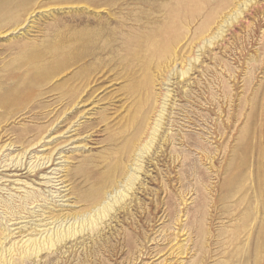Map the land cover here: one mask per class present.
I'll return each mask as SVG.
<instances>
[{
    "label": "rangeland",
    "instance_id": "1",
    "mask_svg": "<svg viewBox=\"0 0 264 264\" xmlns=\"http://www.w3.org/2000/svg\"><path fill=\"white\" fill-rule=\"evenodd\" d=\"M241 1L20 0L22 13H35L23 29L0 35V92L4 87L15 95L13 102H4L7 110L0 109V117L33 110L39 119L53 111L40 122L54 124L44 147L29 156H21L20 146L6 151L0 165L20 160L36 165L53 149L60 151L54 163L68 160L63 165L72 190L70 199L57 198L56 183H48L53 175L47 173L60 166L38 177L12 165L1 168L0 229L11 235L3 257L10 260L9 248L22 251L26 240L38 239L35 228H53L36 226L49 223L36 221L47 213L31 219L28 212L88 211L96 205L90 196L102 186L106 203L114 205L120 190L131 208L113 229L104 230L92 254L79 252L67 264H264V0H248L244 8ZM225 20L231 24L217 32ZM215 33L217 43L207 44L204 38ZM169 36L173 50L151 51L153 42L162 44ZM198 45L207 47L201 51ZM192 66L195 70L183 77L182 69ZM147 75L155 79L157 107L165 106L171 117L165 127L174 120L184 125L173 128L176 136L157 170L142 175L139 157L121 152L123 131L133 129V116L148 110ZM79 86L85 89L80 103L66 110L67 99L57 106L58 95L77 91L79 98ZM165 93L172 95L165 99ZM158 110L150 116L151 126ZM20 119L18 127L33 125ZM78 121L89 133L67 134L70 123ZM125 175L139 176L141 188L126 192L120 183ZM85 197L88 202H79ZM108 218L100 220L99 230ZM16 219L26 221L13 228L21 222ZM32 259L23 264H37ZM11 260L21 264L18 250Z\"/></svg>",
    "mask_w": 264,
    "mask_h": 264
},
{
    "label": "bare ground",
    "instance_id": "2",
    "mask_svg": "<svg viewBox=\"0 0 264 264\" xmlns=\"http://www.w3.org/2000/svg\"><path fill=\"white\" fill-rule=\"evenodd\" d=\"M246 1H248V0H245L243 2L241 1L242 2V8L247 6ZM249 1H248V3H249ZM19 6H20V0H0V35L1 34H7L8 36H10L12 34H15L16 32H18L17 29L18 30L23 29V26L26 24V22L30 21L31 17L34 16L35 12H33L29 15L28 14L25 15L24 11H23V13L21 11L22 6L21 7H19ZM236 15H238V16L240 15L239 11L236 12ZM231 21H233V17H232ZM28 23H31V22H28ZM224 23L229 24V25L231 24V22L229 23V21H227V20L222 21V23L217 25V29H216L217 32L221 31L222 27H224ZM173 39L174 38L172 36H169L162 44H161V42H153L150 45L151 51L153 53H156L158 51L163 52L165 49L169 50V51L173 50V48L175 47V42L173 41ZM218 39L219 38L216 35V33L211 34V35L209 34L207 37L204 38V40L206 41L207 44L211 43V41H214L215 43H217L216 41ZM191 42H193V40ZM160 44H161V46H160V50H159ZM190 45H191V43H190ZM206 47H207V45H206ZM206 47H203V45H201V46L198 45V48H200L201 51H205L203 49H205ZM27 49H28L27 46H21V50L25 51ZM193 60H194L193 64L196 65V63L198 62L199 59H198V57H195V58H193ZM190 70L191 71L195 70V67L192 66L189 69L183 68L181 75L184 77L185 75L190 73ZM170 74H171V72H170ZM166 79L168 81L170 80L168 77ZM164 82H165V80L162 79V84H164ZM154 83H155L154 77L152 78V76L147 75V79L144 81V91L146 93L145 106L146 105L148 106V110L146 111L144 108V112L141 111L140 116H137V115L133 116V118H132V121L134 124L133 129L130 131H127L128 129H125L123 131L124 133L122 134V139L125 140V146L122 149L121 156H132V155L138 156L139 159H136V160L138 162H141V164L140 165L135 164V165L138 166L137 172L138 173L140 172L142 175L149 173V171L153 172L154 170H150L151 167H154V169L157 170V167L159 166V162H161V157L165 155L166 145L167 144L170 145V143H172L171 141L174 140V138L176 136V134H173V128L179 127V125H181L179 122H177V120H174V121H171L170 127H165L166 125H169L165 121L170 122L171 117H169L168 114H165V112L167 111L165 106L164 107L161 106L159 108L157 107V105H156L157 93H156V90L154 89ZM13 92H14V90H11V89L7 90V88L5 89L4 87H2V93L0 92L1 93L0 94V109L7 110V105L6 104L3 105L4 102H7V101L13 102L14 101L15 95ZM84 93H85V89L83 87L81 88L79 86V98L77 96L78 95L77 91H74L72 94L69 93V94L58 95V98L56 99V100H58L57 106L65 103L67 99H70L71 100L70 105L66 108V110H69V108L71 106H75L76 103L81 102L80 97H81V94H84ZM170 94L171 93H169V94L165 93V95H164L165 99L168 97L170 98L172 95V94L171 95ZM165 99L162 98L163 101H166ZM156 109H159V110L156 111L157 112L155 115L156 118L154 119V123L151 126L149 123L150 118H151L150 116H152V113L154 114ZM50 112L52 113L53 111H50ZM65 112H66L65 110L62 111L56 120H58L61 115H65ZM137 112H138V110H137ZM51 113H47L44 116L39 117V119L34 118L35 113H33V110H26V111L18 110V111H14L13 113H10V114L4 113L0 117V155L2 156V155H4V152L9 151V150H14L15 148L21 149V148H18L20 146V147H22V150H21L22 155L21 156H26V154H28V156H29V154H31L34 150H36L37 147H44L45 146V139H46L45 135L49 131L48 128L52 127L54 122L49 125L47 123L40 122V120L41 119L44 120ZM19 119L20 120H29L30 123L31 122L33 123V125H22L21 127H18V126H16L15 122ZM78 123H79V121L76 123L71 122L70 124H73V126L70 127V125H69L68 126L69 128H66L67 134L74 132V131H76V133L77 132L79 133V131H83L84 133H89L90 130H87L86 128L83 127L84 125H82L80 123L78 124ZM76 125H78L79 127L77 129L73 130V128ZM183 125L184 124H182L181 126H183ZM181 126L179 128H181ZM126 132H129V134H131V135L126 136L127 135ZM89 135L92 136V134H89ZM221 136H223V134H221ZM180 138L183 140L182 142L185 143V137H180ZM84 148H86V147H84ZM59 152L60 151H57L55 153V151L53 149V151L51 153H48V155L47 154L44 155L46 157L43 159V162L41 161V163H37L36 165L34 163V165L32 164L33 166L32 165L29 166V164H27V163L23 164V162L20 160L16 164H14V162H12V163H10V165H4V166L0 165V169L1 168H9L12 165L11 167L12 168L15 167L14 171H16V172H21V171L27 170V174H29V176H37L38 177L40 175V173H43L46 170L51 169L53 166H60V168L57 169V167H56V169L54 168L51 172L47 173V175H49V176L53 175L51 178L49 177L50 181L48 183L54 181L56 183L55 186L57 187L58 191L61 192V193L57 194L58 195L57 198L62 197V198L66 199V197H68L71 194V190H72V187H71L69 181L66 179L68 169H66L65 165H63V163H66L68 160L67 161L62 160L63 157H60L58 159H60L61 161L54 163L55 162V156H57V155L62 156V154H61L62 152L61 153H59ZM18 156H20V154ZM37 159H39V158H37ZM10 161L8 160V162H10ZM129 162H132V160H129ZM114 167H116V166H114ZM12 168H10L9 170H12ZM7 170L8 169L2 170V172L7 171ZM63 172H66V175H61ZM18 176L21 177L22 175H15V177H18ZM47 179L48 178H46V180ZM53 179H55V180H53ZM106 179H110V175L107 176ZM120 179H121L120 183L123 184V186L125 185L124 190H126V192L134 191L135 189H137L136 187L138 185L140 186V184L142 182L141 178L137 175L136 176L135 175H125L123 178H120ZM1 180H2V178H0V181ZM3 180H4V178H3ZM2 184L3 183H0V185H2ZM24 185H25V183H24ZM44 185H46V184H44ZM17 187H18V185H17ZM140 188H141V186H140ZM114 190H116V191L119 190L118 185H115ZM32 193H33V191H32ZM63 193H67V194L62 195ZM54 194H55V192H54ZM104 194L107 195L108 193H105V191L102 189V186H101V188H97L93 192V194L90 196V198H92L93 201L96 200V205H95V207H92V208L90 207L91 209L88 211H85V212H83L81 210H79L77 212H73V210L72 211L67 210L68 212H66V213L64 211L59 210L57 212V211L53 210V207L48 212H45V210H44L43 215H41L42 213L37 215V213H39V212H31V213L28 212L27 214H30L29 217H31V219H32V217L45 216L44 214L47 213L48 216H46L42 220H36V221L40 222V223L49 221V223L48 224H46V223L40 224V225H36V226L43 227V226L50 225V226H53V228H50V229L45 230L43 232H41L40 230H37L35 228L33 231L34 232L38 231L41 236L38 239L37 238H34V239L29 238L28 240H26L21 247L22 251L20 250V248L19 249H16L13 247L9 248L8 254H9V257L11 256V258H9L10 260H7V257H6L7 255L3 257V253H5V252L7 253V250H5V247H3V245L6 243L7 239L11 235H10V232H9V234H4L6 232V230L0 229V251L3 249L2 253L0 255V264L1 263L14 264V261H12L11 259H12L13 253H15L16 250H18L19 256L22 257V261H20L21 264H23L25 259L30 260L32 258H33L32 260L35 261L37 264H67V263H71L72 259H74L75 257H77L79 255V252H81V253L86 252V253L92 254L91 249H93V246L97 245V242L99 240H104V238H105L104 230L105 229H108V230L113 229L115 227V226H113V224L114 223L117 224L119 222V218L122 215L126 216L125 213H128V211L131 208V203H128L127 201H125L126 195L123 191L119 190L118 196L115 192L116 195L112 199V200H114V205H112V204L110 205L109 203H106L104 201L107 199L106 196L104 197ZM111 194H112V192H111ZM38 198H39V196H38ZM88 201H89V199H87L86 197L84 199L82 198L79 200V202H88ZM35 202H37V200L32 201L30 203V205L34 204ZM110 202H112V201H110ZM68 205H70V204H68ZM68 205H66V206H68ZM115 205H119L118 208H115L116 207ZM74 207H76V206H74ZM31 209H33V208L31 207ZM112 211H114L113 214H111ZM69 212H73V213H69ZM93 212L95 213L94 215H92ZM86 214H88V218H87V220H83V218ZM24 215H25V213H24ZM9 217H10V215H9ZM13 217H15L14 214L12 215V218ZM81 217H82V219H81ZM107 218H108V220L105 222V227L104 228L102 227V229L99 230L98 227H100V226H98V225L100 223V220L102 221L103 219H107ZM19 219H26V216L20 217ZM11 220H8V222H10ZM16 220L21 221V222L12 223L11 226H13V228H15L14 227L15 225L25 223V221L27 219L26 220L16 219ZM72 220H73V222H72ZM33 224H34V222H33ZM37 224H39V223H37ZM68 224H69V226H68ZM63 225H65V226H63ZM6 229H8V228L6 227ZM13 230H15V229H13ZM24 230H25V228H24ZM86 231H87V233H85ZM54 255H57V256L54 257ZM25 264H26V262H25Z\"/></svg>",
    "mask_w": 264,
    "mask_h": 264
}]
</instances>
